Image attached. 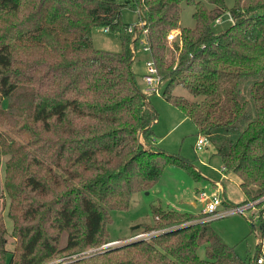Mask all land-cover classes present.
Returning <instances> with one entry per match:
<instances>
[{"label":"trees","instance_id":"1","mask_svg":"<svg viewBox=\"0 0 264 264\" xmlns=\"http://www.w3.org/2000/svg\"><path fill=\"white\" fill-rule=\"evenodd\" d=\"M128 3L0 0V159L15 239L8 251L0 222V264H46L108 243V209L146 190L165 162L195 177L188 163L151 144L157 115L131 69L140 39L164 82L162 98L236 177L242 204L260 199L262 232L264 0L229 8L224 0H132L142 28L131 34L120 14ZM181 4L193 8L192 28L179 26ZM225 13L229 26L213 32ZM94 28L116 35L119 52L93 49ZM176 87L192 100L173 95ZM152 214L162 233L64 264H252L209 222L190 224L201 214L159 207Z\"/></svg>","mask_w":264,"mask_h":264},{"label":"rangeland","instance_id":"2","mask_svg":"<svg viewBox=\"0 0 264 264\" xmlns=\"http://www.w3.org/2000/svg\"><path fill=\"white\" fill-rule=\"evenodd\" d=\"M123 3L125 0H115ZM131 1L132 0H127ZM204 2V0H195ZM128 3L121 9V20L127 25H135L139 22L138 13L132 9ZM233 0H224V5L229 8ZM210 8V7H209ZM264 12V11H263ZM193 8L181 4L179 14L180 28H192L193 20L191 15ZM262 13V12H259ZM230 17L227 13L219 18V23L212 24V31L217 33L229 26ZM176 31L173 32L175 39ZM92 47L95 50L109 53H118L120 50L117 36L111 33H104L100 28L91 31ZM137 45L133 49L134 60L131 69L135 73L139 89L142 91V75L144 73V62L148 58L146 53L140 51ZM159 93L147 97L149 104L156 112L157 118L152 126V146L168 156L177 157L184 160L195 171V177L191 172L180 166L165 162L161 165L158 176L146 190H138L131 193L122 206H112L108 209L109 224L106 226V241L101 246L85 250L78 254L58 256L46 264H64L74 262L81 257L90 254L102 253L107 249L125 245L137 235H143L144 240H149L152 235L162 233L151 227L153 217L152 208L159 207L164 210H174L179 214L196 216L200 214V202L197 201L198 191L212 193L217 191L220 196H224L225 206L220 205L217 211L227 210L226 208L242 205L244 196L238 187L237 179L232 173L220 172L219 159L214 155V149L208 144L201 151L194 149L196 141L195 129L191 122L185 118L179 110L174 108L162 98L164 82L159 83ZM172 94L185 100H192L190 95L181 87H176ZM1 105H6V100H2ZM4 158L0 159V222L5 230V248L11 251L14 247L15 239L11 237V222L6 216L10 198L4 193L2 188V170ZM219 185V188H218ZM113 200V198H112ZM260 199L250 201L249 208L244 210L242 215L230 214L216 218L209 222V227L227 246L232 247L235 254L242 259L252 258V254H257V240L259 239L260 223L255 218L261 205H257ZM113 205L115 203H112ZM264 216V212H263ZM199 217V216H198ZM192 220L195 223L200 220ZM249 221H248V220ZM252 224V227L250 226ZM137 226L136 229H131ZM264 231V224L262 223ZM143 229H149L144 231ZM62 243V242H61ZM115 243V244H112ZM110 245V246H109ZM202 256L201 251H198ZM63 255V254H62ZM7 257V256H6ZM264 264V256H263Z\"/></svg>","mask_w":264,"mask_h":264},{"label":"built area","instance_id":"3","mask_svg":"<svg viewBox=\"0 0 264 264\" xmlns=\"http://www.w3.org/2000/svg\"><path fill=\"white\" fill-rule=\"evenodd\" d=\"M231 22V20L229 21ZM219 23V18L215 19L213 24L216 25ZM134 27L142 28V23L139 21L135 25H129L126 29L127 33L131 34ZM102 31L104 33H108L107 28H103ZM145 34V30H141V35ZM173 33H170L169 36H167V41H171ZM138 45L140 46V51L143 53H146L148 55L149 53V47L146 44V42L143 39H140L138 42ZM142 82H143V89L142 92L145 96H150L159 93V83L161 82L157 71L153 65V62L151 58H147L144 62V73L142 75ZM208 145V142L203 137H198L194 144V149L196 151H201ZM219 188V185H218ZM197 201L200 202L201 208H200V214L202 215V218L198 220L197 222H211L212 220L223 217L226 215L239 214L242 215L244 210H247L249 208L250 203H243L242 205H236L232 207H227V210L223 211H217V208L220 205L225 204V200L222 196H220L217 191L212 193H205L204 191H198L196 194ZM250 202V201H249ZM143 235H137L134 238L130 239L129 241H136V240H144ZM115 244V243H112ZM110 246V245H109ZM257 254L253 255L252 257V264H263V256H264V231L262 230L261 234L259 235V239L257 240Z\"/></svg>","mask_w":264,"mask_h":264},{"label":"crops","instance_id":"4","mask_svg":"<svg viewBox=\"0 0 264 264\" xmlns=\"http://www.w3.org/2000/svg\"><path fill=\"white\" fill-rule=\"evenodd\" d=\"M153 140H154V138H153ZM154 143H155V140H154ZM220 172H222L221 170H220ZM224 172H222V174H223ZM224 175V174H223ZM225 176V175H224ZM223 198H224V196H223ZM225 199V198H224ZM226 201V200H225ZM223 206H225V205H223ZM248 220V219H247ZM249 221V220H248ZM263 224H264V216H263V222H262ZM263 227V226H262ZM252 256H253V254H252Z\"/></svg>","mask_w":264,"mask_h":264},{"label":"water","instance_id":"5","mask_svg":"<svg viewBox=\"0 0 264 264\" xmlns=\"http://www.w3.org/2000/svg\"><path fill=\"white\" fill-rule=\"evenodd\" d=\"M137 228V226H135V227H132L131 229H136Z\"/></svg>","mask_w":264,"mask_h":264}]
</instances>
